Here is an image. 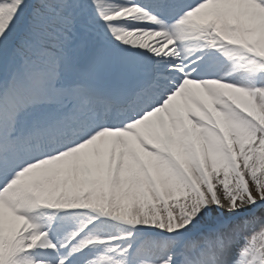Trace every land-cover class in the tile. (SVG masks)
<instances>
[{
    "label": "snow or ice",
    "instance_id": "1",
    "mask_svg": "<svg viewBox=\"0 0 264 264\" xmlns=\"http://www.w3.org/2000/svg\"><path fill=\"white\" fill-rule=\"evenodd\" d=\"M0 264H264V0H0Z\"/></svg>",
    "mask_w": 264,
    "mask_h": 264
}]
</instances>
